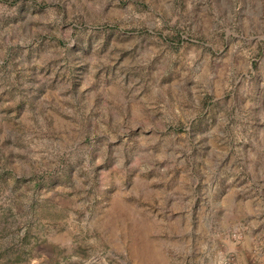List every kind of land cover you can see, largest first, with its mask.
<instances>
[{
  "label": "rangeland",
  "instance_id": "rangeland-1",
  "mask_svg": "<svg viewBox=\"0 0 264 264\" xmlns=\"http://www.w3.org/2000/svg\"><path fill=\"white\" fill-rule=\"evenodd\" d=\"M245 243L264 0H0V264H234Z\"/></svg>",
  "mask_w": 264,
  "mask_h": 264
},
{
  "label": "crops",
  "instance_id": "crops-1",
  "mask_svg": "<svg viewBox=\"0 0 264 264\" xmlns=\"http://www.w3.org/2000/svg\"><path fill=\"white\" fill-rule=\"evenodd\" d=\"M236 261L234 264H264V246L258 248L256 244L251 247L250 243L240 245L235 253Z\"/></svg>",
  "mask_w": 264,
  "mask_h": 264
},
{
  "label": "built area",
  "instance_id": "built-area-1",
  "mask_svg": "<svg viewBox=\"0 0 264 264\" xmlns=\"http://www.w3.org/2000/svg\"><path fill=\"white\" fill-rule=\"evenodd\" d=\"M233 260V257L232 256H230V258H228V260H227V264L229 263L230 264V262ZM229 261V262H228Z\"/></svg>",
  "mask_w": 264,
  "mask_h": 264
}]
</instances>
